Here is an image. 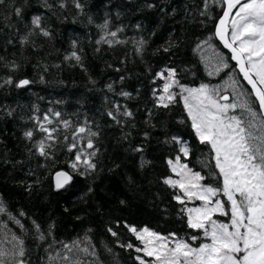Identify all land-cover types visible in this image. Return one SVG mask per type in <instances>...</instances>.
<instances>
[{
    "label": "trees",
    "instance_id": "1",
    "mask_svg": "<svg viewBox=\"0 0 264 264\" xmlns=\"http://www.w3.org/2000/svg\"><path fill=\"white\" fill-rule=\"evenodd\" d=\"M223 10L222 0H0V249L22 247L24 264H151L130 227L205 241L164 182L169 161L179 157L204 186L222 188V177L181 96L160 102L158 74L216 85L225 72L207 73L199 51L210 40L258 111L214 37ZM58 171L73 177L61 189ZM216 217L228 222L230 211Z\"/></svg>",
    "mask_w": 264,
    "mask_h": 264
},
{
    "label": "snow or ice",
    "instance_id": "2",
    "mask_svg": "<svg viewBox=\"0 0 264 264\" xmlns=\"http://www.w3.org/2000/svg\"><path fill=\"white\" fill-rule=\"evenodd\" d=\"M225 3L227 7L216 27L215 35L225 48L231 50V58L236 61L244 80L251 85L260 111L264 113V0H225ZM233 9H236L235 15H230ZM33 23L38 24L39 18H34ZM112 35L115 36V33ZM173 75L169 71L170 79ZM28 83L27 80H21L19 86ZM172 83L164 84L163 91L166 95L159 97L161 102L173 101V95L169 93ZM236 83L232 81V86L235 87ZM181 91L188 93L183 99L192 128L201 143L211 146L215 168L218 169L223 184L222 188L201 185L200 181L204 179L201 174L193 172L186 164H180L179 157L174 165L172 161L169 164L172 165L173 172H178L180 179L169 178L164 182L173 187L178 186L189 200L203 202L201 207L187 209L188 226L202 229L203 236L210 243L192 247L183 239L170 240L175 234L164 237L147 227L140 231L130 227L129 230L144 245L136 251L154 257L151 264H264V119L257 123V113L247 101L220 103V100L228 101L229 97H217V90L210 89L208 85L182 88ZM163 106L167 107V104ZM237 108L247 113V120L243 116L229 114L230 110ZM78 131L84 132L85 129L79 128ZM26 135L31 136L32 133ZM92 146L89 140L88 147ZM40 151L44 154L43 144ZM180 151L185 156L188 155L186 146H182ZM76 160H81L79 154ZM82 162L89 168L94 167L87 159ZM71 167L75 169L77 165L73 163ZM72 179L67 172H57L56 188L65 187ZM220 192L226 197V202L218 198L213 200ZM175 199L184 202L180 196ZM226 203L230 204L229 210H226ZM3 211V207H0V212ZM229 211V223H219L212 218L214 213L228 215ZM112 234L116 235L114 232ZM191 239L197 240L198 237L193 236ZM170 243L172 246H169ZM128 247L132 245L129 244ZM9 255L16 257L13 264H24L19 259L24 256L22 247L13 253L0 249V264H6L5 258ZM136 259L140 264H148L139 256Z\"/></svg>",
    "mask_w": 264,
    "mask_h": 264
},
{
    "label": "rangeland",
    "instance_id": "3",
    "mask_svg": "<svg viewBox=\"0 0 264 264\" xmlns=\"http://www.w3.org/2000/svg\"><path fill=\"white\" fill-rule=\"evenodd\" d=\"M233 15H235V13ZM229 38H230V32H229ZM199 51H200V56H201L202 63L205 66L207 73H209L210 75L217 76V75L221 74L222 72H225L219 83L209 87L210 89L217 90V97L225 96V95L229 97L228 101L220 100V103H226V102L227 103H232V102L242 103L244 101H247L248 104L253 109V111H255L257 113V123H259L260 120L263 119V118L257 112V109H255L252 106L251 100L247 97V94L244 92L242 87L239 85V83H238V81L236 79V76L234 75L233 69L230 68V66H229L228 59H227L226 55L221 50H219L214 45V43H212L210 40H208L205 44H203L201 46V48H199ZM224 65H227V67H225ZM217 69H219V71H217ZM169 71L170 70H167V71L164 72L163 75H161V78L163 80V86H164L165 83H172V81H175L173 76L171 77V79L169 78V76H168ZM232 81H236L237 82L235 87L232 86ZM163 86H162L161 94L159 95V97L162 96V95H166L164 93V91H163ZM182 88H185V87L179 86L176 83V81H175L174 83H172V87L169 89V93L172 94L173 97H174V93L179 94L181 96V99H182V102H183V105H184L183 97L187 96L188 93L187 92H182L181 91ZM195 88H198V87H195ZM161 103L162 104H166V103H168V101L165 100V101H163ZM186 112H187V109H186ZM187 114H188V112H187ZM229 114L230 115L235 114L237 116H243V118L245 120L248 119L247 113L244 112L240 108H237V109H234V110H230ZM176 160H174L172 162L173 165L176 163ZM179 162H180V164H184L180 160H179ZM170 166H171V171L173 173V177L170 178V179L179 180L180 176H179L178 172H173L172 165H170ZM200 184L203 185L201 183V181H200ZM176 188L178 189V191L180 193V197L183 199L184 203L187 204L186 212H187L188 208H194V207H201L202 206V204H203L202 201L197 200V199L189 200L184 195L183 191L178 186H176ZM213 200H215L214 197H213ZM219 215H221V214L220 213H214L212 218L214 220H216L217 222H219V223H229L230 222L231 214H230V217H229L230 219H229L228 222L220 221V219H218V217H216V216H219ZM187 217H188V214H187ZM138 231H140V230H138ZM202 232H203V230H202ZM202 238H205V237L202 235ZM171 239H174V238L170 237V240ZM140 243H141V246H142L141 248H143L144 247L143 243L141 241H140ZM203 243H210V240L208 238H205V241ZM169 246H172L171 243H170ZM152 258L154 259V257H152Z\"/></svg>",
    "mask_w": 264,
    "mask_h": 264
},
{
    "label": "water",
    "instance_id": "4",
    "mask_svg": "<svg viewBox=\"0 0 264 264\" xmlns=\"http://www.w3.org/2000/svg\"><path fill=\"white\" fill-rule=\"evenodd\" d=\"M223 2H224V10H225L226 7H227V5H226V3H225V0H223ZM224 10H223V12H224ZM235 11H236V9H233V10H232V13H231L230 15H233V14L235 13ZM223 12H222L221 17L219 18V20L217 21V24H216V26H215L214 37L216 38L217 42L220 44L221 48H222V49H223V50L229 55L231 62L235 65V68H236L237 73L239 74V76H240L242 82H243V83L249 88V90H250V92H251V95H252L253 99L255 100V102L257 103L258 108H259V111H260L259 102H258V100L256 99L255 94L252 92L251 85H249V84L247 83V81L244 80L243 75L240 73L239 68H238V66H237V64H236V61H234V60L231 58V57H232L231 50L228 49V48H225L223 42L219 39V37H217V36L215 35L216 27H217V25L219 24L220 19L223 17ZM229 32H230V31H229ZM260 114H261L262 118L264 119V113H261V111H260ZM58 172H60V171H58ZM63 172H67V171H63ZM56 173H57V172H56ZM56 173H54L53 176H52V180H53V183H54V186H55V187H56ZM67 173H69V172H67ZM69 174H70V173H69Z\"/></svg>",
    "mask_w": 264,
    "mask_h": 264
},
{
    "label": "flooded vegetation",
    "instance_id": "5",
    "mask_svg": "<svg viewBox=\"0 0 264 264\" xmlns=\"http://www.w3.org/2000/svg\"><path fill=\"white\" fill-rule=\"evenodd\" d=\"M223 1V0H222ZM223 4H224V2H223ZM216 39V38H215ZM217 41V40H216ZM220 45V44H219ZM230 58V57H229ZM231 61V60H230ZM235 66V65H234ZM235 70H236V68H235ZM237 72V71H236ZM239 75V74H238ZM256 103V102H255ZM252 106H253V104H252ZM256 106H257V108H258V105H257V103H256ZM254 107V106H253ZM256 109V108H255ZM258 111H259V108H258ZM257 111V112H258ZM259 114H260V111H259ZM260 116H261V114H260ZM262 117V116H261Z\"/></svg>",
    "mask_w": 264,
    "mask_h": 264
}]
</instances>
